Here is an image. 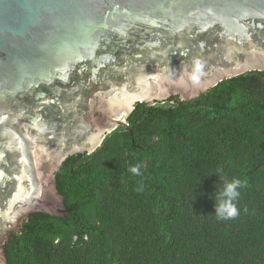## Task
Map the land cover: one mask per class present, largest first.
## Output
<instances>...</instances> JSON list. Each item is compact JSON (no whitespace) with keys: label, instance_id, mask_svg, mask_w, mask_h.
Segmentation results:
<instances>
[{"label":"water","instance_id":"obj_1","mask_svg":"<svg viewBox=\"0 0 264 264\" xmlns=\"http://www.w3.org/2000/svg\"><path fill=\"white\" fill-rule=\"evenodd\" d=\"M249 71L264 72V0H0V264L29 214L65 213L62 161L136 102Z\"/></svg>","mask_w":264,"mask_h":264},{"label":"trees","instance_id":"obj_2","mask_svg":"<svg viewBox=\"0 0 264 264\" xmlns=\"http://www.w3.org/2000/svg\"><path fill=\"white\" fill-rule=\"evenodd\" d=\"M126 123L62 161L65 213L29 214L6 264H264V72L136 102ZM233 179L239 215L218 220L215 192Z\"/></svg>","mask_w":264,"mask_h":264},{"label":"clouds","instance_id":"obj_3","mask_svg":"<svg viewBox=\"0 0 264 264\" xmlns=\"http://www.w3.org/2000/svg\"><path fill=\"white\" fill-rule=\"evenodd\" d=\"M134 176L141 175L140 165H134L129 168ZM224 186L215 192V216L218 220L234 219L239 215L235 201L238 199L242 182L239 179H233L231 182L224 181Z\"/></svg>","mask_w":264,"mask_h":264},{"label":"rangeland","instance_id":"obj_4","mask_svg":"<svg viewBox=\"0 0 264 264\" xmlns=\"http://www.w3.org/2000/svg\"><path fill=\"white\" fill-rule=\"evenodd\" d=\"M176 96L179 97V95H177V94H173V95L169 96L168 98H166L165 100H168L169 98H171V97H176ZM165 100H164V101H165ZM164 101H162V102H164Z\"/></svg>","mask_w":264,"mask_h":264}]
</instances>
